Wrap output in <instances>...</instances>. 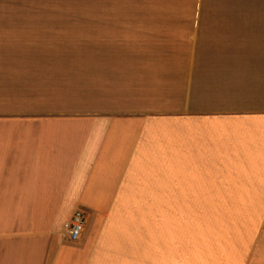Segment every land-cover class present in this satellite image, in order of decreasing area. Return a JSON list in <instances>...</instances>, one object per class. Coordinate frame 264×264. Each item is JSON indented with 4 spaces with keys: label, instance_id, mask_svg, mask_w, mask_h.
<instances>
[{
    "label": "crops",
    "instance_id": "obj_1",
    "mask_svg": "<svg viewBox=\"0 0 264 264\" xmlns=\"http://www.w3.org/2000/svg\"><path fill=\"white\" fill-rule=\"evenodd\" d=\"M84 4L0 0V264H253L264 0Z\"/></svg>",
    "mask_w": 264,
    "mask_h": 264
},
{
    "label": "rangeland",
    "instance_id": "obj_2",
    "mask_svg": "<svg viewBox=\"0 0 264 264\" xmlns=\"http://www.w3.org/2000/svg\"><path fill=\"white\" fill-rule=\"evenodd\" d=\"M61 2H64L66 6H76V7H82L86 4H84V0H58ZM60 4V2H59ZM40 65V67H44L46 65H42V64H38ZM29 67H33L35 66V64H30L27 65ZM4 74V72H1ZM38 82V83H37ZM70 80L67 82L66 86H70ZM42 81L39 82V80H36V82H33L32 87L27 90V93L30 92H36L39 89H43L41 87ZM4 89H6V87L4 86ZM5 91H3L0 88V93H4ZM228 208H222V211L220 212V214L217 217H213V214H210L209 216H207L206 218V253L210 254L214 249L216 248H211L213 246H215L218 243V239L219 237H221V229H225L226 231H223V237L224 236H228V231L226 228H223V225H231V217H230V213L227 210ZM261 245H259V248L257 250V252L255 253V258L253 260V264H264V236L261 239ZM210 248V249H209Z\"/></svg>",
    "mask_w": 264,
    "mask_h": 264
},
{
    "label": "built area",
    "instance_id": "obj_3",
    "mask_svg": "<svg viewBox=\"0 0 264 264\" xmlns=\"http://www.w3.org/2000/svg\"><path fill=\"white\" fill-rule=\"evenodd\" d=\"M86 223L85 212L81 208H75L69 219L63 225V237L76 241L83 232Z\"/></svg>",
    "mask_w": 264,
    "mask_h": 264
}]
</instances>
